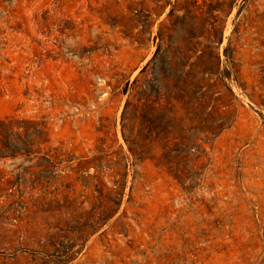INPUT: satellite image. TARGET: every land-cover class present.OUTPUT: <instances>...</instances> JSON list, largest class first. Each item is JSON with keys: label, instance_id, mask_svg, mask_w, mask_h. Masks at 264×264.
<instances>
[{"label": "rangeland", "instance_id": "374dc122", "mask_svg": "<svg viewBox=\"0 0 264 264\" xmlns=\"http://www.w3.org/2000/svg\"><path fill=\"white\" fill-rule=\"evenodd\" d=\"M0 264H264V0H0Z\"/></svg>", "mask_w": 264, "mask_h": 264}]
</instances>
